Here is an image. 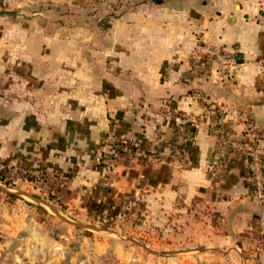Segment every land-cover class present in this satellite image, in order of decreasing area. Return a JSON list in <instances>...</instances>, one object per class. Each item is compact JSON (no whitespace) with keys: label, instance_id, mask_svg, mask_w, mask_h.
Masks as SVG:
<instances>
[{"label":"crops","instance_id":"0c3cea01","mask_svg":"<svg viewBox=\"0 0 264 264\" xmlns=\"http://www.w3.org/2000/svg\"><path fill=\"white\" fill-rule=\"evenodd\" d=\"M0 5L16 11L0 19V264H253L262 211L243 157L215 180L207 168L223 132L242 137L232 107L264 141V0ZM199 44L233 54L236 73L191 65ZM66 66L79 80L52 93L46 75ZM39 173L58 186L50 202L36 197Z\"/></svg>","mask_w":264,"mask_h":264},{"label":"built area","instance_id":"2783aa9c","mask_svg":"<svg viewBox=\"0 0 264 264\" xmlns=\"http://www.w3.org/2000/svg\"><path fill=\"white\" fill-rule=\"evenodd\" d=\"M190 63L193 66L212 61L217 65L219 80L224 81L232 77L237 70L238 63L230 52L219 46L199 44L190 54ZM264 68V56L261 59ZM195 99L201 100L199 94L194 95ZM230 118L242 127V137L225 131L221 134L218 142L210 155L207 172L210 180L219 176L221 166L229 154L238 153L243 157L244 172L248 178L249 197L261 207V214L256 218L253 227L255 246L250 255L253 264H258L257 256L264 250V141L259 136L257 125L248 119L239 109L232 107L228 110ZM190 137V136H189ZM177 153L180 149L176 148ZM126 153L132 154L129 150ZM5 170L4 164L0 161V176ZM1 178V177H0ZM30 178L37 180V184L46 186L43 174H34Z\"/></svg>","mask_w":264,"mask_h":264},{"label":"rangeland","instance_id":"374dc122","mask_svg":"<svg viewBox=\"0 0 264 264\" xmlns=\"http://www.w3.org/2000/svg\"><path fill=\"white\" fill-rule=\"evenodd\" d=\"M15 14H16V11H6V7L3 6V5H0V19H3L5 17H7L9 20H15ZM39 22H40L39 25H41L42 29L45 28L47 25L52 26V30H53L54 27H56L58 29L59 26H61V27L65 26V23L63 21H59V20L49 21V20L46 19L44 21H39ZM1 29H2V27L0 26V30ZM68 50H70V48ZM75 55H76V53L71 54V57H70L72 59L71 63L74 62L75 57H76ZM47 68L48 67H46V69ZM10 71L13 74H23V76L20 77V80H28V78H29L28 76H30V78H31V73L28 70H25V68L22 71H17V68L14 67L13 70L9 69V72ZM74 73H75V69L70 67V66L69 67L66 66L64 68H55V67H53L52 68V76L50 78H47V75H46V80H50V79L53 80L51 92L52 93L61 92L62 88H59V80H68L69 85L72 84L70 82V80H79L78 78H76L77 74L76 73L74 74ZM35 75H36L35 76L36 80H40V79L42 80V78H43V67L42 66L38 69V71H37V73ZM43 80H44V78H43ZM54 80H57V83H55L56 85H54ZM64 90L65 89H63L62 91L64 92ZM65 91H68V89H66ZM39 174H42V173H39ZM43 174L45 175V173H43ZM44 178H45V176H44ZM44 182L46 183V186H44V187L39 185V184L36 185L37 187H35V188L38 190L36 197L38 199L50 202V201H52L54 199V197H55L54 194L58 190V186H55V187L49 186L47 184V182H48L47 177L44 179Z\"/></svg>","mask_w":264,"mask_h":264},{"label":"trees","instance_id":"16d2710c","mask_svg":"<svg viewBox=\"0 0 264 264\" xmlns=\"http://www.w3.org/2000/svg\"><path fill=\"white\" fill-rule=\"evenodd\" d=\"M128 148V150H129V152L131 153V154H133L134 153V150H133V148L132 147H130V146H128L127 147ZM119 157H121V158H124V157H126V154L125 153H123V152H119ZM0 180L1 181H3L1 178H0ZM5 185H9V183L6 181L5 182Z\"/></svg>","mask_w":264,"mask_h":264}]
</instances>
